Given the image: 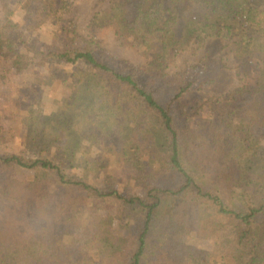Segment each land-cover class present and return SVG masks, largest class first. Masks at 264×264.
<instances>
[{
  "label": "trees",
  "instance_id": "16d2710c",
  "mask_svg": "<svg viewBox=\"0 0 264 264\" xmlns=\"http://www.w3.org/2000/svg\"><path fill=\"white\" fill-rule=\"evenodd\" d=\"M69 6L0 0V61L17 74L34 61L54 67L72 92L51 114L24 110L37 125L36 156L0 152V264H264V0H108L91 23L114 22L138 38L151 55L138 67L81 37L63 18ZM50 15L59 46L37 49L34 29ZM190 39L205 48L202 64L170 74L169 53ZM219 41L252 81L216 98L193 92L217 73L205 52ZM78 137L100 141L94 169L121 162L130 179L67 174L64 165L78 167ZM114 201L118 230L95 213Z\"/></svg>",
  "mask_w": 264,
  "mask_h": 264
},
{
  "label": "rangeland",
  "instance_id": "374dc122",
  "mask_svg": "<svg viewBox=\"0 0 264 264\" xmlns=\"http://www.w3.org/2000/svg\"><path fill=\"white\" fill-rule=\"evenodd\" d=\"M69 4V11L64 13L63 18L72 19L76 25L77 33L81 37L97 41L115 61L124 65L128 64L132 67H138L145 65L151 60V55H149L147 48L141 41L127 31H119L114 22L96 19L94 23H91L96 11L108 8V0H69ZM1 16L2 13L0 11V22ZM43 17L45 21L43 24H37V29H34L36 36L30 41V44L35 45L37 49L57 48L59 41L54 36L55 27L49 25L55 19L52 15ZM13 18L17 21L21 20L20 13H16ZM22 30L25 36L30 33L27 28V22L23 24ZM226 44L225 41H219L213 43L206 50L205 53L211 59V64L213 68H216L215 70L217 71L215 72L217 73L204 79L203 84L201 80L195 81L193 92H200L196 91L198 90L196 87H199L202 92L215 95L214 98H216L220 94H226L228 90L242 85L244 81H252L251 78L244 80L243 72L245 71H243V66H241L237 56L229 50V46L226 47ZM204 49L203 46L190 39L177 54L169 53L170 65L168 72L174 74L181 71V69L198 65L201 63L199 59L203 55ZM60 68H63L68 75L74 74V78L78 77L81 72V70L72 66ZM53 69L54 67L39 65L34 61L30 66V70L17 74L9 65L8 60L0 61V152L6 154L18 153L25 157H34L39 153L38 149L32 146L34 141H36V137L33 136L37 125H32L28 123V119H24L28 118L24 110L32 109L36 112L40 110L43 114L42 116L51 114L58 109L63 98L72 96V92L64 91L60 84L61 75L65 73L63 71L56 72ZM51 72H56L57 78L51 77ZM191 96L196 97L197 95L192 94ZM207 116L208 113L202 114L203 118H207ZM94 136L99 139L98 134ZM262 142L264 144V141ZM99 150L101 155V151L104 150L101 149L99 140H88L78 137L75 148V166L78 167L72 168L64 165L65 172L76 177L88 175L90 181L97 183L103 182L108 177L111 179L118 178L122 182H127L132 173L126 168L124 163L115 162L112 164L107 162L106 167L100 171H98L95 164L96 169H94V163L92 162L100 160L98 159L100 158ZM44 154L46 153L42 152L41 155ZM107 156L106 153L102 155L105 161ZM30 173L28 171L22 172L26 176H29ZM110 203L113 206L112 209L99 208L95 213L99 216L108 217L112 221L113 230H118L117 215L119 214L120 202L114 201ZM73 237L77 243H81L83 240L82 235L78 231L74 233ZM181 239L205 249L210 247L209 242L198 240L195 237L183 236Z\"/></svg>",
  "mask_w": 264,
  "mask_h": 264
}]
</instances>
